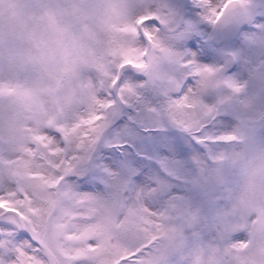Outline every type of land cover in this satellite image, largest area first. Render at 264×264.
Masks as SVG:
<instances>
[{"label":"clouds","instance_id":"obj_1","mask_svg":"<svg viewBox=\"0 0 264 264\" xmlns=\"http://www.w3.org/2000/svg\"><path fill=\"white\" fill-rule=\"evenodd\" d=\"M245 6L246 0H208L203 12L209 24L219 25ZM152 19L157 25L146 22ZM170 28L167 10L150 0H0V157H22L29 138L46 135L49 127L80 125L93 115L92 127L104 124L116 102L139 94L123 78L126 71L144 73V83L173 80L170 66L189 61L178 58L165 39ZM125 54L139 56L144 68L123 63ZM209 67L213 71L189 88L199 104L184 105L190 111L180 124L212 148L197 168L213 189L212 206L171 198L157 206L145 190L121 189L97 200L91 214L98 239L84 246L88 264H264V133L247 126L264 127V63L258 78L250 66L240 81L227 77L222 65ZM211 90L217 96L205 102L202 96ZM229 104L239 105L251 120L202 133ZM78 131L89 133L78 136L79 143H91V127ZM45 178L55 175L38 174L29 190L31 210L46 218L54 210L60 214L56 192L65 189L45 186Z\"/></svg>","mask_w":264,"mask_h":264},{"label":"rangeland","instance_id":"obj_2","mask_svg":"<svg viewBox=\"0 0 264 264\" xmlns=\"http://www.w3.org/2000/svg\"><path fill=\"white\" fill-rule=\"evenodd\" d=\"M183 1L150 0L167 10L171 26L178 20ZM130 2L140 4L144 0ZM207 2L186 0L182 28L172 34L165 33L170 47L181 60L186 57L199 65H221L235 60V70L225 74L234 81L242 80L244 73L251 71L250 66L256 68L258 78L259 66L264 63V0H246L244 8L235 10L219 25H211L203 19V5ZM169 71L176 77L164 83H144L145 74L130 70L123 73L126 81L139 87V94L132 101L116 102L107 113L101 131L117 114L118 124L106 132L95 153L92 154L94 143L80 157L77 170L68 174L82 173L92 154L88 173L80 180H65L67 189L96 200L109 199L121 189L129 192L145 190L157 206L170 198L188 205L212 206L209 195L213 189L197 173L198 166L204 164L212 148L172 123L168 112L175 94L181 88L192 87L195 80L182 63L171 65ZM216 96L215 90L205 91L202 99L211 102ZM67 118L71 119L72 114ZM235 120H251V117H246L239 105L229 104L206 134L230 127ZM247 126L256 133H264V127L259 124ZM3 187L0 174V189ZM5 223L9 224L8 228L3 227ZM3 224L0 236L6 233L15 246L35 248L23 239L15 240L21 230L11 219ZM4 242L0 238V247Z\"/></svg>","mask_w":264,"mask_h":264},{"label":"snow or ice","instance_id":"obj_3","mask_svg":"<svg viewBox=\"0 0 264 264\" xmlns=\"http://www.w3.org/2000/svg\"><path fill=\"white\" fill-rule=\"evenodd\" d=\"M144 20V17H141ZM207 22L210 17L203 16ZM148 24L157 25V20H147ZM132 31H136L133 29ZM145 32L141 39L146 36ZM189 63H182L185 69L190 70V75L196 79L202 73L213 71L207 65L196 64L193 60L182 58ZM123 63L133 64L137 68H144V62L139 58H130L124 55ZM234 90H239V85L225 80ZM190 88V87H189ZM189 88H181L179 93L171 101L168 109L172 123L181 127L180 120L183 113L190 109L184 108L186 103L198 105L199 101L187 94ZM112 95V93H110ZM210 111V110H209ZM105 116V120H106ZM97 116H90L80 122V125L72 127H49L46 135L33 134L28 141L27 147L20 151L22 157L17 159H4L0 157V174L5 187L0 189V213L4 218H11L16 227H22L33 234L36 241L35 248L15 246L10 242L7 234L0 238L4 244L0 247V264H88L89 253L85 245H95L98 239L92 221L95 216L91 214L97 200L86 194L75 193L67 189L64 181L68 173L77 170L78 160L86 150L92 146L101 132L102 125L93 126ZM91 127V143H79L78 136H88V132H79L80 126ZM209 131L202 129L201 132ZM222 139H228L223 137ZM51 172L54 179H43V184L54 185L63 189L56 192L58 200L63 208L58 215L54 210L47 214H36L33 207L34 193L29 190L30 183L37 178L38 174ZM8 228L9 224H3ZM23 233H21V236ZM20 237H15L19 240Z\"/></svg>","mask_w":264,"mask_h":264},{"label":"water","instance_id":"obj_4","mask_svg":"<svg viewBox=\"0 0 264 264\" xmlns=\"http://www.w3.org/2000/svg\"><path fill=\"white\" fill-rule=\"evenodd\" d=\"M182 23V16L180 17V20H179V24L177 26H175L174 28L170 29L168 32H172V31H175L176 29L179 28V26L181 25ZM223 70H225V68H223ZM78 177V176H77ZM31 241H35V239L33 237H30L28 236L27 234H25Z\"/></svg>","mask_w":264,"mask_h":264},{"label":"bare ground","instance_id":"obj_5","mask_svg":"<svg viewBox=\"0 0 264 264\" xmlns=\"http://www.w3.org/2000/svg\"><path fill=\"white\" fill-rule=\"evenodd\" d=\"M212 3L213 4H216V3H219V0H212ZM2 218H4V216H2ZM5 219V218H4ZM7 219H10V218H7ZM6 220V219H5Z\"/></svg>","mask_w":264,"mask_h":264}]
</instances>
